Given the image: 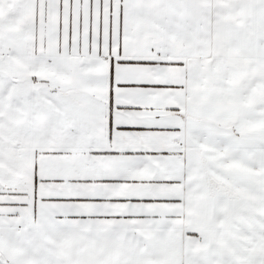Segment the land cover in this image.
I'll return each instance as SVG.
<instances>
[{
    "label": "snow or ice",
    "instance_id": "1",
    "mask_svg": "<svg viewBox=\"0 0 264 264\" xmlns=\"http://www.w3.org/2000/svg\"><path fill=\"white\" fill-rule=\"evenodd\" d=\"M0 264H264V0H0Z\"/></svg>",
    "mask_w": 264,
    "mask_h": 264
}]
</instances>
